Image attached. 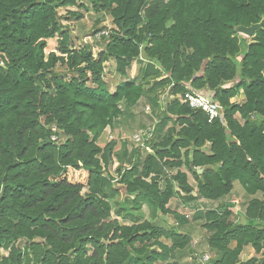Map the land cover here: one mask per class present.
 <instances>
[{
	"label": "trees",
	"instance_id": "obj_1",
	"mask_svg": "<svg viewBox=\"0 0 264 264\" xmlns=\"http://www.w3.org/2000/svg\"><path fill=\"white\" fill-rule=\"evenodd\" d=\"M84 1L117 28L98 38L97 60L90 46H65L67 36L45 56L46 41L65 36L58 11L77 0H0V264H182L185 252L197 264L181 231L188 221L167 205L218 201L235 183L250 197L241 222L230 221V204L195 216L210 233L207 264H264V0ZM260 22L250 41L236 32ZM140 56L141 75L127 78ZM110 59L113 90L103 80ZM185 84L217 102L221 118L208 123L174 99L151 152H124L113 169L115 144L99 145L106 129L143 97L155 109L160 91L183 94ZM172 117L182 128L164 134ZM173 167L191 172L196 197ZM115 183L132 199L116 201L112 218ZM142 202L175 224L143 220Z\"/></svg>",
	"mask_w": 264,
	"mask_h": 264
},
{
	"label": "rangeland",
	"instance_id": "obj_2",
	"mask_svg": "<svg viewBox=\"0 0 264 264\" xmlns=\"http://www.w3.org/2000/svg\"><path fill=\"white\" fill-rule=\"evenodd\" d=\"M59 22L62 27V30L65 34L64 37H56L55 39L47 40V47L45 49V56H48L49 53L55 52L58 55V46L62 41L66 40V44L68 48H74L76 50L82 49L84 46H90L92 49L93 58L95 60L98 59L99 52H101L106 44V41L96 40V34H100L101 32H107L108 36L111 32L117 30L116 26L112 23V19L107 15H101L92 9L90 5H87L84 0H77L76 5L74 7L69 8H61L59 11ZM71 13H76V16H72ZM244 37V36H243ZM247 38L249 41L251 38ZM108 40V37L106 38ZM65 42V41H64ZM3 62L0 59V65ZM144 60L142 56L139 57L138 60H135L131 63L130 68L128 69V77L127 78H135L136 76H140L141 69L144 67ZM103 80L107 83L110 90L114 89V81L113 77H115V62L110 59L107 63L103 65ZM62 72L65 70L61 68ZM70 76H65V79H69ZM152 82L145 86V92L150 90ZM181 94H172L171 86L165 88L164 90L158 93V103L157 107H154L143 97L136 107H134L131 112L125 113V115L119 120L115 121V124L111 128H107L103 137L99 141V145L102 148H105L108 144L114 143L115 146L112 151V162L113 169L116 168L120 162L119 157L123 156L124 152H131V150L135 149V145L133 144L131 137L134 133L139 132L142 128L146 126H152L153 124L158 125L160 123L159 116L163 111H165L166 106L176 98V100L180 101ZM243 101V95L240 94L238 97L231 100V102L241 103ZM176 121V118L172 117L171 121L164 128L163 133L165 134L168 130L174 129L175 132H178L182 127L173 122ZM54 130L55 127H52ZM53 141H58L57 136H52ZM63 139L61 142H64ZM206 147L208 146L205 145ZM142 155L145 156L149 152L146 150H142ZM129 156V155H128ZM123 159V158H122ZM124 160V159H123ZM130 164L128 163V158L124 160V167H128ZM168 173L170 175L175 174L177 171H182L187 174L188 182L194 187L193 196L196 197V182L193 178L191 172L188 171L187 168H169ZM114 187L118 190V195L111 200V215L112 218H115L114 210L118 207L115 202H123L125 200H131L132 197L126 196L125 190L122 185L114 184ZM232 192L218 200V202L211 203L208 200L203 198H196L195 201L190 203H183L179 198H172L167 208L171 212H175L180 216H183L188 221V224L182 229L183 233H191L193 237L192 248L194 249V254L196 257L197 264H201L203 261L202 258L204 256H209L210 258L214 257L213 252L207 246V238L209 237L208 230L203 226L205 221L203 219H195L197 213L205 212L211 209H219L221 205L230 204L232 205L233 215L230 218V221L233 223L241 222V216L245 211V206L250 199L242 190L241 186L238 183L234 184ZM85 190H83L84 192ZM127 197V198H125ZM260 197V195H259ZM237 200L238 204H233V201ZM232 201V202H230ZM140 214L143 215L142 219L148 222L153 223L156 221L157 223H164V221L169 222L170 224H175V219L172 214L161 215L157 210L153 207L149 206L146 203H141V208L139 210ZM141 219V220H142ZM142 220V221H143ZM120 223L123 224L122 221ZM124 224H128L125 222ZM163 244L170 245V241L165 238L159 239ZM135 247H139L140 244H134ZM156 252H159L157 249ZM3 255L7 254V251L1 250ZM253 255V252L250 251V248L247 247L243 250L240 255V261L245 262ZM182 264H193L192 258L188 256L185 252L181 257ZM210 260V259H209ZM160 264V263H156ZM207 264V263H206Z\"/></svg>",
	"mask_w": 264,
	"mask_h": 264
},
{
	"label": "built area",
	"instance_id": "obj_3",
	"mask_svg": "<svg viewBox=\"0 0 264 264\" xmlns=\"http://www.w3.org/2000/svg\"><path fill=\"white\" fill-rule=\"evenodd\" d=\"M107 34V32H101L100 34H97L95 38L98 40L101 35ZM184 86L186 88V91L185 93L180 95L181 103L187 105L190 109L194 111L203 112L207 117L208 123H211L214 120L221 118L222 108L217 102L213 101L209 96H205L200 92L191 89L187 84H185ZM155 128L156 125L153 124L152 126H146L142 128V130H140L139 132L134 133L131 137V140L135 147L141 150L151 152L148 143L150 142V140H152L155 134ZM202 259L203 261L201 262V264H206L209 261L210 257L204 256V258Z\"/></svg>",
	"mask_w": 264,
	"mask_h": 264
},
{
	"label": "water",
	"instance_id": "obj_4",
	"mask_svg": "<svg viewBox=\"0 0 264 264\" xmlns=\"http://www.w3.org/2000/svg\"><path fill=\"white\" fill-rule=\"evenodd\" d=\"M262 29V22L255 24V25H251L249 27H244V26H239L236 29V32L244 37H252L254 32L257 30Z\"/></svg>",
	"mask_w": 264,
	"mask_h": 264
},
{
	"label": "crops",
	"instance_id": "obj_5",
	"mask_svg": "<svg viewBox=\"0 0 264 264\" xmlns=\"http://www.w3.org/2000/svg\"><path fill=\"white\" fill-rule=\"evenodd\" d=\"M235 188V187H234ZM220 201V200H219ZM210 203H211V205H212V203H214V202H218V201H209ZM230 202H232V201H230ZM238 204V201L237 200H235V201H233V204ZM250 251H252L251 249H250ZM182 260V259H181Z\"/></svg>",
	"mask_w": 264,
	"mask_h": 264
}]
</instances>
